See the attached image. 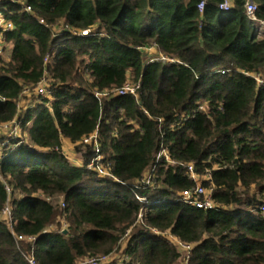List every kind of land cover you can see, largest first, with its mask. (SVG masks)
<instances>
[{
	"label": "trees",
	"instance_id": "1",
	"mask_svg": "<svg viewBox=\"0 0 264 264\" xmlns=\"http://www.w3.org/2000/svg\"><path fill=\"white\" fill-rule=\"evenodd\" d=\"M204 1L0 0V264H264V32Z\"/></svg>",
	"mask_w": 264,
	"mask_h": 264
},
{
	"label": "built area",
	"instance_id": "2",
	"mask_svg": "<svg viewBox=\"0 0 264 264\" xmlns=\"http://www.w3.org/2000/svg\"><path fill=\"white\" fill-rule=\"evenodd\" d=\"M232 3H233V0H223L222 3L218 6V9L222 12H228L230 10V7L232 6ZM205 6H206L205 1L200 0V2L197 5V11L200 15L203 14ZM243 7H244L245 16L248 19V22L251 23L253 26H255L258 29L259 33L264 32V22H259L256 19L257 6L254 3V1L253 0H246ZM26 10H27V12L31 11L30 8H27ZM0 27L5 28L6 30H9L12 28L10 23L5 21L1 15H0ZM82 36H84V37L87 36V32H83ZM0 45H1V41H0ZM0 54H1V48H0ZM49 61H50V57H47L45 59L44 63L47 64ZM46 85H47V82L45 79H43L38 84V86L36 87V91H37L38 95L46 96L48 94ZM138 88H139L138 86L126 84V85H124V87L120 91H118V95L129 94V95L135 96L136 90ZM97 95L100 96L99 94H97ZM10 127H12L14 129V131H16V129H17V126L15 124L11 123V124L0 125V131H3V132L10 131ZM8 136H10V133L8 134ZM96 138H97L96 135H94L91 138L84 140V142L91 140V142H93L94 149H95V158L88 165V168H92L93 170H95L97 172V174L101 177H109V175L105 172L103 167L100 165L101 156L99 154V146H98ZM160 156H164L166 161L170 162L165 151H163V150L160 151V153L157 156V159H159ZM185 168L187 169V172H188L190 178L195 183V188L192 190H189V191H184L178 199L173 201V203L179 204L181 202H184L186 204H189L191 206L196 207L197 209H203V210L211 209L213 207V203L211 200V191L212 190L211 189H204L203 187L200 186L199 178L194 174L191 165H187V166H185ZM144 183L145 184L150 183V178L144 179ZM138 200L140 202L144 201L143 198H138ZM260 211L264 212V199H263V204L260 206ZM5 215L7 218H9L10 212L8 211V209H6ZM8 228L10 229V224H8ZM24 239L25 238H23V239L18 238V240H24ZM25 241L32 243L33 239L29 238V239H25ZM177 245L180 248V251L182 250L185 254L188 253L190 250V248L188 246H185L181 243H178ZM25 260L28 264H37L34 257L32 256V254L25 256ZM105 260H106V258H100L99 260L89 259V260H87L86 263L87 264H96L97 262H102Z\"/></svg>",
	"mask_w": 264,
	"mask_h": 264
},
{
	"label": "rangeland",
	"instance_id": "3",
	"mask_svg": "<svg viewBox=\"0 0 264 264\" xmlns=\"http://www.w3.org/2000/svg\"><path fill=\"white\" fill-rule=\"evenodd\" d=\"M9 49L10 48H8L7 50L9 51ZM16 132H18V129H16ZM84 144H89V143H91V140H88L87 142H83ZM93 143V142H92ZM62 152H63V154H64V156H66V158L70 161V163H72V164H74V165H76V166H82V159H81V156L80 155H77L75 152H74V150H73V147L68 143V142H66V141H63V144H62ZM88 167V166H87ZM58 203H60V202H58ZM58 203H56V202H54V205H57ZM5 218V220H8V218L7 217H4ZM3 218V219H4ZM51 229H53V228H51ZM168 239L170 240V241H172L171 240V238H169L168 237ZM122 244H123V248H124V246H125V240H123V242H122ZM179 248V247H178ZM180 249V248H179ZM182 251V250H181ZM182 253H184L183 251H182ZM111 260L112 259H114V258H110ZM89 260V259H88ZM114 260H118V258H115ZM87 262V260H85V261H81L80 263L78 262V264H87L86 263Z\"/></svg>",
	"mask_w": 264,
	"mask_h": 264
},
{
	"label": "water",
	"instance_id": "4",
	"mask_svg": "<svg viewBox=\"0 0 264 264\" xmlns=\"http://www.w3.org/2000/svg\"><path fill=\"white\" fill-rule=\"evenodd\" d=\"M64 233H65V231H64Z\"/></svg>",
	"mask_w": 264,
	"mask_h": 264
},
{
	"label": "crops",
	"instance_id": "5",
	"mask_svg": "<svg viewBox=\"0 0 264 264\" xmlns=\"http://www.w3.org/2000/svg\"><path fill=\"white\" fill-rule=\"evenodd\" d=\"M67 142V141H66Z\"/></svg>",
	"mask_w": 264,
	"mask_h": 264
}]
</instances>
